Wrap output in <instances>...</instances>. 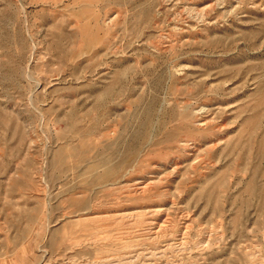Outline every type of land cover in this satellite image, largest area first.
Wrapping results in <instances>:
<instances>
[{
  "label": "rangeland",
  "instance_id": "374dc122",
  "mask_svg": "<svg viewBox=\"0 0 264 264\" xmlns=\"http://www.w3.org/2000/svg\"><path fill=\"white\" fill-rule=\"evenodd\" d=\"M0 264H264V0H0Z\"/></svg>",
  "mask_w": 264,
  "mask_h": 264
},
{
  "label": "bare ground",
  "instance_id": "6f19581e",
  "mask_svg": "<svg viewBox=\"0 0 264 264\" xmlns=\"http://www.w3.org/2000/svg\"><path fill=\"white\" fill-rule=\"evenodd\" d=\"M143 190V189H142Z\"/></svg>",
  "mask_w": 264,
  "mask_h": 264
}]
</instances>
